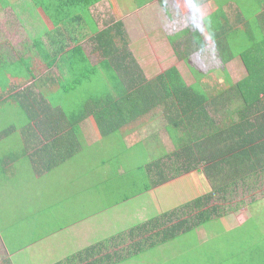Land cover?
I'll return each instance as SVG.
<instances>
[{
	"label": "trees",
	"instance_id": "1",
	"mask_svg": "<svg viewBox=\"0 0 264 264\" xmlns=\"http://www.w3.org/2000/svg\"><path fill=\"white\" fill-rule=\"evenodd\" d=\"M100 1L103 0H38L37 3L43 11L54 7L59 24L67 28L71 23L74 26L86 25L85 11L81 9ZM135 2L139 8L148 3L147 0ZM110 3L116 9L115 0H110ZM257 3L252 18L237 17L238 26L231 30L218 31L221 10L213 14L207 24L214 28L210 31L216 40L214 47L204 41L198 26L199 17L194 11H190V21L185 19V23H189L185 24V35L178 32L177 25H165L167 39L181 60L189 63L194 56L202 55L209 61L207 74L193 71L198 83L192 86L175 68L148 80L130 49L129 36L122 21L98 30L89 18L88 39L96 63L87 56L80 40L76 41L74 49H70L64 35L58 34L62 47L51 55L42 44L43 37H40L41 60L49 69L57 68L60 72V77L53 79L51 85L56 87L57 82L62 85L64 92L56 95L62 98L61 102L68 103L66 106L69 108L64 105V110L62 106L53 105L50 95L45 96L47 93L44 94L43 87L39 94L30 92L26 95L27 104L16 95L9 98L2 96L4 92L0 95V105L15 102L20 106L25 104L30 110L29 119L33 124L26 130L25 146L28 152L40 147L41 153L36 150L33 155L40 156L44 161L34 162L36 175L41 177L54 171L91 146L92 142L86 145L81 127L91 119L101 137L97 145L118 135L116 140L126 151L136 149L140 155H146V160L137 165L141 173L137 188L121 198L117 205L157 191L169 185L172 179L190 176L195 171H203L212 186L210 194L181 204L177 209L156 213L158 216L133 225L130 231L127 229L128 235L126 230L118 231L115 236L89 247L67 259V262L76 259L80 264H124L131 256L121 261V256H114L117 253L103 256L105 249L116 243L125 245L131 241L134 243L130 249H136V255L140 256L185 235L194 234L214 222L225 224L223 216L215 217L219 213V208L212 203L215 196H226L233 187L250 181L255 174L259 176L258 171L264 172V13L259 12L264 9V0H257ZM183 4H178L181 15L187 10ZM247 14L250 15V12ZM166 16L175 17L172 9L170 13L166 11ZM250 20H253L252 24ZM239 29L246 30V43L240 37ZM84 37L81 41L87 39ZM239 57L247 74L238 83H229L225 88L202 84L211 72L222 66L224 68ZM101 67L105 68L103 75L101 69L97 70ZM76 96L82 101L75 105L73 97ZM160 108L167 121L165 129L175 142L174 152L162 156L150 154L143 141L128 146L122 129ZM172 171L175 175L171 174ZM144 206L141 215H145ZM178 208L181 212H177ZM195 212L198 214L195 215ZM1 251L8 255L6 248ZM8 260L9 264H13L11 257ZM6 261L2 260L0 264H7Z\"/></svg>",
	"mask_w": 264,
	"mask_h": 264
},
{
	"label": "rangeland",
	"instance_id": "2",
	"mask_svg": "<svg viewBox=\"0 0 264 264\" xmlns=\"http://www.w3.org/2000/svg\"><path fill=\"white\" fill-rule=\"evenodd\" d=\"M185 1L186 16L184 13L181 15L178 6L182 5L181 2H174L176 5H172L168 1L164 6L162 3L154 4L157 9L152 11L148 9L150 7L137 8L132 2L129 4L123 2L121 11L125 14L121 19L129 36L130 49L148 80H154L160 74L175 68L186 83L192 86L198 83L194 70L206 74L208 72L206 68L209 61L206 57L194 56L191 62H184L176 55L165 34L167 24L170 27L177 25L178 32L185 35V24H189L185 23V19L190 21L192 19L190 11H193L190 2ZM239 2H243L244 16L252 18L255 5L258 6L257 0ZM102 5L105 6V10L101 11ZM129 5L135 6L134 10L129 9ZM101 6L97 9L96 19L104 28L105 22L111 18L108 16L111 12L107 3ZM171 9L174 18L166 16V11L170 13ZM23 10L21 14L24 20L20 21L30 29L32 26H29L26 20L34 17L31 3L24 2ZM259 12L263 14L264 9H260ZM250 22L252 24L253 20ZM11 25L7 23L5 30L0 28V38L4 37V34H9L7 37L12 36L21 42L24 41L27 36L15 34L17 26ZM198 26L202 30L204 41L207 43L213 41L216 44V40L208 31L207 23L201 19ZM250 26L254 28V25ZM238 32L246 43L248 38L246 30L239 29ZM14 47L17 52L12 55L13 57H19L20 52L23 55L24 45L16 42ZM0 51L4 56H9L3 47H0ZM91 51L90 46L89 56L95 63L96 57L92 56ZM25 55L28 57L27 50ZM224 68L222 66L216 72H211V75L202 80V84L206 87L219 85L225 88L229 83H238L247 74L240 57ZM43 69L47 70L45 67ZM38 74L43 75L44 72H37ZM51 75L52 79L55 76L60 77L55 72ZM37 83L38 86L45 85L38 79ZM65 83L66 81L63 82ZM59 92L64 90L57 82L56 87L46 89L44 94L50 95L53 105L62 106L64 110L65 105L68 109L69 106H66L68 103L61 102L62 98L56 95ZM4 93L2 95L1 92L0 95L9 98L11 95L23 93L28 95L30 92ZM73 100L76 105L82 98L76 96ZM22 102L29 103L26 100ZM21 105L15 102L0 105V249L6 248L8 253L4 254L0 250V261L7 259L5 263L9 264L8 259L11 257L13 264H57L64 260L66 261L63 264H80L76 259L71 263L67 262V259L106 241L118 231L126 230L128 235L133 225L158 216L156 213L177 209L181 204L204 197L212 191L210 180L204 172L195 171L190 176L172 179L169 185L157 191L117 205L121 198L137 188L141 176L137 165L146 160V155H140L136 149L126 151L118 144L116 140L118 135L97 145L101 137L91 119L81 126L83 139L86 145L92 142L91 146L54 171L40 177L35 174L34 162L44 161L40 156L33 155L36 150L41 153L40 147L28 152L25 146L26 130L33 123L29 119L30 110L25 104ZM234 105L236 106L235 103ZM166 122L164 111L160 108L124 127L121 133L128 146L143 141L150 154L162 156L175 150V142L165 129ZM175 171L171 174L175 175ZM262 172L258 171L259 176L255 174L250 181L233 187L228 195L215 196L212 203L219 208V213L215 217L223 216L225 224L214 222L196 230L194 234L185 235L175 242L142 253L140 256L136 255V249H130L134 243L131 241L125 245L116 243L108 247L103 256L117 253L114 256H121V261L131 256L124 264H264V172ZM144 205L145 215H141ZM198 212H195V215Z\"/></svg>",
	"mask_w": 264,
	"mask_h": 264
},
{
	"label": "crops",
	"instance_id": "3",
	"mask_svg": "<svg viewBox=\"0 0 264 264\" xmlns=\"http://www.w3.org/2000/svg\"><path fill=\"white\" fill-rule=\"evenodd\" d=\"M38 0H0V28L1 30L7 29L6 24L11 23L12 26H17L15 34H20L23 37H25V40L21 42V40H18L17 38H14L12 36H8L9 34H4L5 36L0 38V47H3L5 51L8 53L9 56H4L3 53L0 51V92H40L41 87H43L42 90H49L51 86H48L49 84H52V80L58 78V76H55L52 79L51 74H58L60 76V72H58L57 68L49 69L48 66L43 62L42 57L40 56L41 49L40 45H38L40 42L38 41L40 37H43L42 44L44 47H46L48 50H50V53L52 55V52L62 47V44L58 42L61 37H59L58 34L64 35V40L67 41V46H69L70 49H74L76 45V41L80 40V43L84 44L83 47L86 50L87 56H89L90 51V42L89 37L90 34V28H89V18H91L94 22L93 25H95V28L98 30L105 29L108 25H111L113 22L116 21H122L121 17L125 14L122 13L123 9V2L125 4H129V2H132L133 5H135L137 8V4L135 0H115L116 9H113V5L110 3V0H103L100 2H97L96 5L81 9L82 12L85 11V17H86V25L81 26H75L71 23L67 25V28L63 24H59L57 11L54 7H48L45 11H43L42 7H39ZM148 3L144 6L150 7L148 8L150 11L156 10L154 4L158 5L159 3L164 6L168 1L171 2V4H174L175 2H182L183 5H186L185 0L177 1V0H147ZM190 2V5L192 10L198 14V19H201L207 23V21L213 16L214 13L221 10L222 18L219 23V27H217L218 31H227L231 30L235 25L238 26L237 17L244 16L245 8L243 6V2H239V0H187ZM24 2L31 3L32 10L34 12V17L29 18L27 17L25 20L29 22V26H32V28H28L23 22L21 23L20 20H24V16L21 14L24 10ZM107 3L108 9L111 12L108 16L111 18L108 20V22H105V27H101V23L97 21L96 14L97 9L100 8L101 4ZM133 5H129V9H133ZM47 6V5H45ZM43 6V7H45ZM187 7V5H186ZM100 10H105V6H101ZM80 12V13H82ZM27 15V13L25 14ZM117 20H114L116 19ZM243 18V17H242ZM18 19V20H17ZM9 20V22H7ZM83 22V21H82ZM244 22V21H242ZM20 23V24H18ZM14 26V27H15ZM208 26V24H207ZM214 28L208 26V31L210 32ZM49 34V35H48ZM87 38L86 40L81 41V38L83 36ZM12 37V38H11ZM84 37V38H85ZM28 40V42H27ZM17 42L24 45L25 50H27V55H25V50L23 55H20L19 57H13L14 53L17 51L14 47V44ZM207 43V42H206ZM31 44V45H30ZM209 45H212V47L215 46L213 41L208 42ZM55 55V53H54ZM35 57V58H34ZM90 57V56H89ZM37 58V59H36ZM39 59V60H38ZM96 63V61H94ZM28 66V67H27ZM46 68L47 70L43 69ZM101 69V73L105 72V68L101 67L97 70ZM103 70V71H102ZM35 71V73H34ZM40 71L44 72L43 75L38 74ZM100 73V72H98ZM102 73V75H103ZM41 75V76H40ZM104 77V76H103ZM40 82H44L45 85H39L37 83V79ZM46 88V89H45ZM25 95V96H24ZM16 96L22 101L26 100V93L23 94H16ZM1 250V249H0ZM2 252V251H1Z\"/></svg>",
	"mask_w": 264,
	"mask_h": 264
}]
</instances>
